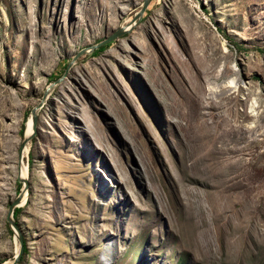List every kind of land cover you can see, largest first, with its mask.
<instances>
[{
	"label": "rangeland",
	"instance_id": "rangeland-1",
	"mask_svg": "<svg viewBox=\"0 0 264 264\" xmlns=\"http://www.w3.org/2000/svg\"><path fill=\"white\" fill-rule=\"evenodd\" d=\"M143 2L0 0V264L23 164L15 264H264V0Z\"/></svg>",
	"mask_w": 264,
	"mask_h": 264
},
{
	"label": "water",
	"instance_id": "water-1",
	"mask_svg": "<svg viewBox=\"0 0 264 264\" xmlns=\"http://www.w3.org/2000/svg\"><path fill=\"white\" fill-rule=\"evenodd\" d=\"M148 3H149V0H144L140 11L138 13H136V15H135V19L139 18L142 15L141 13L145 11V9L148 6ZM123 33H124V31L122 29H119L114 34H112L110 37H108L107 39H105L101 43H99V45L107 43V42L113 40L114 38L120 36ZM34 127H35V119H33V130H34ZM27 141H28V138H24L23 142L20 145L19 154H18V160H19V158H21V151L25 147V144L27 143ZM18 180L23 182L24 186H23L21 192L16 197V199L9 205L8 213H7V217H6V221L9 224L10 229L12 230V233L16 236V239L18 240V243H19V250H18L17 254L14 257L12 264H15L18 261V259L20 258V256L22 255V252H23L22 237L18 233L19 230H18L17 224L14 221L13 212H14V209L17 208V206L19 205L20 201L23 198V193L22 192L27 191V186H26V181L25 180H21V179H18Z\"/></svg>",
	"mask_w": 264,
	"mask_h": 264
},
{
	"label": "bare ground",
	"instance_id": "bare-ground-1",
	"mask_svg": "<svg viewBox=\"0 0 264 264\" xmlns=\"http://www.w3.org/2000/svg\"><path fill=\"white\" fill-rule=\"evenodd\" d=\"M29 132H30V127H29ZM27 152H28L27 149L26 150L23 149L21 151V158H20L21 160H23L25 158ZM19 179H21V180H26L27 179V169H26V166L24 164L20 168ZM19 205H21V201H20Z\"/></svg>",
	"mask_w": 264,
	"mask_h": 264
},
{
	"label": "trees",
	"instance_id": "trees-1",
	"mask_svg": "<svg viewBox=\"0 0 264 264\" xmlns=\"http://www.w3.org/2000/svg\"><path fill=\"white\" fill-rule=\"evenodd\" d=\"M104 47L103 46H99V47H97L96 49H95V51H99V52H101L102 51V49H103ZM57 79V78H56ZM55 79V80H56ZM18 186H20L21 187V184H18ZM20 210L19 209H17V208H15L14 209V212H13V218H14V221H15V223H16V217L18 216V212H19ZM17 224V223H16ZM25 251L23 250V253H24Z\"/></svg>",
	"mask_w": 264,
	"mask_h": 264
}]
</instances>
